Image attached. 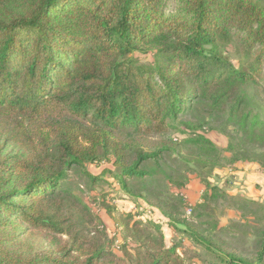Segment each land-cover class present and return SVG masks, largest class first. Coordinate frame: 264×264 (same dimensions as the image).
<instances>
[{
  "label": "trees",
  "instance_id": "1",
  "mask_svg": "<svg viewBox=\"0 0 264 264\" xmlns=\"http://www.w3.org/2000/svg\"><path fill=\"white\" fill-rule=\"evenodd\" d=\"M250 87H264V0H0V264H185L144 204L139 218L124 212L115 221L133 244L120 253L85 248L75 219L90 208L66 185L68 172L82 167L119 199L150 202L131 183L150 175L144 163L165 148L133 154L127 137L180 132L179 143L218 165L217 144L179 121L202 107L227 114L241 143L264 148V112L247 106ZM8 146L16 153L3 154ZM104 156L111 165L86 168ZM204 192L223 195L208 183ZM109 197L102 192L112 215ZM156 204L183 235L215 252L211 264H253L205 234L204 222ZM35 233L73 242L36 250ZM257 259L264 262V242Z\"/></svg>",
  "mask_w": 264,
  "mask_h": 264
},
{
  "label": "rangeland",
  "instance_id": "2",
  "mask_svg": "<svg viewBox=\"0 0 264 264\" xmlns=\"http://www.w3.org/2000/svg\"><path fill=\"white\" fill-rule=\"evenodd\" d=\"M247 91L249 93L247 106L255 111L264 112V87L259 89L250 87ZM227 119V114L218 112L207 114L205 108L197 107L183 114L179 120L195 124L199 131L204 132L217 144L220 148L218 165H213L214 161L206 163L196 146L179 143L178 138L182 135L180 132L154 134L147 141L132 135L127 137L133 154L141 148L147 152L160 147L165 148L159 160L149 159L144 163V168L150 175L131 183L135 187V193L147 195L151 199L150 202L140 196L134 197L137 199L136 204L119 199L116 189L109 182L92 184L82 167L71 168L66 185L81 196L90 208L88 215H80L75 219L76 232L83 238L85 248L89 250L95 246H104L120 253L122 245L133 244V240L124 233L120 224H115L116 219L119 220L124 212H132L139 218L144 208H148L150 211L147 216L156 218L158 222L164 224L166 241L179 245L185 264L216 262L215 252L183 235L179 231L184 230L183 225L171 222L169 217L160 213L156 202H163L175 205L173 208L175 218L181 220L189 216L191 219L204 222L201 226L205 230L204 233H211L217 244L224 249L250 260L253 264H264L257 259L264 242V199L251 198L245 182L249 174L254 176V166L264 170V148L256 144L241 143L243 140L237 124L227 122ZM179 125L184 126L183 123ZM219 139L225 143L221 145L217 142ZM229 144L233 148L227 150ZM15 153L16 149L12 146L6 147L3 151L6 155ZM107 161L104 156L100 165L97 162L88 163L86 168L96 173L105 165H111ZM244 163L249 165L242 168L241 164L245 165ZM194 180H197L204 189L201 193L200 190H196L195 198L191 199L189 191ZM207 183L218 187L220 194L223 195L215 198L210 195L206 197L204 191ZM106 191L114 195L109 197L115 206L112 215L106 212L102 203V192ZM181 192H184V195ZM143 204L146 207L143 208ZM148 225L144 229L150 232L152 227ZM29 239L36 250L46 249L48 246L55 247L56 244L65 242L70 246L73 242L68 235L61 240L54 237L51 242L44 233L31 234Z\"/></svg>",
  "mask_w": 264,
  "mask_h": 264
},
{
  "label": "crops",
  "instance_id": "3",
  "mask_svg": "<svg viewBox=\"0 0 264 264\" xmlns=\"http://www.w3.org/2000/svg\"><path fill=\"white\" fill-rule=\"evenodd\" d=\"M212 137V136H211ZM217 142H219L221 145L225 143L224 140L219 139ZM245 165L241 164L242 168H246L247 163H244ZM241 168V169H242ZM254 176L253 174H249V177L246 179V185H247V193L250 195L251 198H262L264 199V170L262 168H259L258 166H254L253 168ZM248 173V172H246ZM250 173V172H249ZM203 186L200 185V183L197 180H194L192 182V187L189 191V198L194 199L196 190H200V193L203 191Z\"/></svg>",
  "mask_w": 264,
  "mask_h": 264
},
{
  "label": "built area",
  "instance_id": "4",
  "mask_svg": "<svg viewBox=\"0 0 264 264\" xmlns=\"http://www.w3.org/2000/svg\"><path fill=\"white\" fill-rule=\"evenodd\" d=\"M182 195H184V192H181Z\"/></svg>",
  "mask_w": 264,
  "mask_h": 264
}]
</instances>
